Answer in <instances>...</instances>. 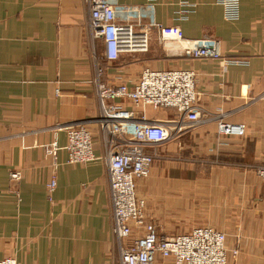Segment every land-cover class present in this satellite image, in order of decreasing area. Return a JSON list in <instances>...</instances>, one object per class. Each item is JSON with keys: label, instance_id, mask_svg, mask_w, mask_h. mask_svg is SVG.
<instances>
[{"label": "crops", "instance_id": "crops-1", "mask_svg": "<svg viewBox=\"0 0 264 264\" xmlns=\"http://www.w3.org/2000/svg\"><path fill=\"white\" fill-rule=\"evenodd\" d=\"M113 1L151 2L160 24L179 26L188 39L215 38L224 56L242 61L223 70L218 60L196 59L181 51L180 57L163 61L132 57L108 62L99 56L102 81L111 85L133 87L145 68L196 72L193 117L181 120L170 108L145 110L149 119L178 120L183 128L158 148L165 156L157 160L164 166L158 176V204L166 209L187 202L190 187L181 176L189 168L174 158L210 160L209 214L174 219L187 220L182 234L198 223L225 229L228 264H264V179L248 167L264 164V0H240L237 20H227L216 0ZM87 22L85 0H0V260L120 264L103 138L96 122L95 55ZM220 119L245 124V135L221 134ZM80 121L94 135L100 158L71 164L67 132L60 127ZM53 142L59 146L56 159L44 148ZM13 171H20L21 177L13 179ZM50 182L56 184L51 194ZM232 205L246 208L237 231L223 224ZM156 264L172 261L159 258Z\"/></svg>", "mask_w": 264, "mask_h": 264}, {"label": "built area", "instance_id": "built-area-1", "mask_svg": "<svg viewBox=\"0 0 264 264\" xmlns=\"http://www.w3.org/2000/svg\"><path fill=\"white\" fill-rule=\"evenodd\" d=\"M88 7V36L93 47L94 76L92 84L99 104L96 122L100 124L104 159L108 168L112 232L120 248V264H156L159 258L172 264H228L227 234L213 226H198L191 232L166 236L156 224L147 220L146 200L137 196V181L148 177L156 159L164 158L150 150L182 130L181 123L149 119L146 109L170 108L182 118L193 117L198 100L196 72L192 69L157 70L145 68L138 82L130 87L102 81L105 61L113 62L148 53L158 43H175L185 55L196 59H212L223 70L238 58L224 56L215 38L188 39L179 26H164L155 19V5L118 4L113 0H85ZM227 20L240 16V0H216ZM148 22H145V20ZM98 52V55H97ZM67 132L68 162L85 164L99 159L95 138L85 121L64 124ZM221 134L244 136L245 124H232L220 119ZM58 143L44 146L55 159ZM102 158V157H101ZM264 179V164L248 165ZM13 179L20 171L11 173ZM56 184L50 182V194ZM233 255L238 250L232 251ZM0 264H18L13 257Z\"/></svg>", "mask_w": 264, "mask_h": 264}, {"label": "rangeland", "instance_id": "rangeland-1", "mask_svg": "<svg viewBox=\"0 0 264 264\" xmlns=\"http://www.w3.org/2000/svg\"><path fill=\"white\" fill-rule=\"evenodd\" d=\"M180 51L182 52V50L178 48L175 43L169 42L168 44L164 45V43L162 44L156 41V45L151 47V50L148 53L139 54L134 57H147L152 60L163 61V59L167 58V56L170 58L172 57V59L180 57V55H178ZM158 148L159 146H152L150 150L159 152ZM174 159H176L178 163L184 162L183 166L185 168H189L188 171L181 176L184 182L190 187L189 193L187 194V202H184L183 206L177 205V207H173L168 205L166 209H163V206L158 204L159 170H162V167L164 168V166L161 167V165L158 164V159L155 160L157 162L154 166L152 164L151 173L149 176L139 179L140 184L139 180L137 181V196L145 199L147 203V220L153 221L156 224L160 234L163 235H166L164 233H173V235H178L180 233L182 234L184 231L183 228H187L189 226L187 220H175L174 218H197L200 212H205V214L208 215L210 209V173L207 170L208 165H210V160L205 158ZM252 179L254 180V178ZM144 193H146V195ZM240 194L243 195L244 192L241 191ZM239 203L241 205V202ZM230 207L231 209L228 211L226 218H224L223 224L226 225V227L237 231L239 229L237 220L238 218H246V208L244 206H240L238 209H235L233 205ZM198 225L204 226L202 223L195 224L194 226L198 227ZM189 228H192V226ZM223 231L226 232L225 229Z\"/></svg>", "mask_w": 264, "mask_h": 264}]
</instances>
